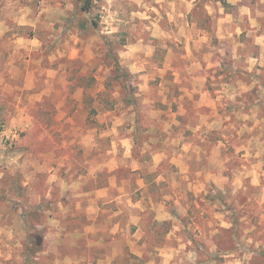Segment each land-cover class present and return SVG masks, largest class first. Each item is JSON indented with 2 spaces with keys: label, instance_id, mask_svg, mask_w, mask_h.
Listing matches in <instances>:
<instances>
[{
  "label": "rangeland",
  "instance_id": "1",
  "mask_svg": "<svg viewBox=\"0 0 264 264\" xmlns=\"http://www.w3.org/2000/svg\"><path fill=\"white\" fill-rule=\"evenodd\" d=\"M83 1L0 0V264H264V0Z\"/></svg>",
  "mask_w": 264,
  "mask_h": 264
},
{
  "label": "crops",
  "instance_id": "2",
  "mask_svg": "<svg viewBox=\"0 0 264 264\" xmlns=\"http://www.w3.org/2000/svg\"><path fill=\"white\" fill-rule=\"evenodd\" d=\"M236 4H239V3L237 2ZM241 7L244 8V6H241ZM219 19H220V20H224L225 22H227L228 19H229V15L224 14V16H220ZM5 32H6V31H0L1 39H2V36H4ZM257 34H259V33H257ZM259 37H262L261 40H263V42L261 41L260 44H261L262 46H264V36H263V34H261V35L259 34ZM263 49H264V48H263ZM208 63H209V62H208ZM190 79H191V80H195V82H197V83L200 84V78H199V77H194V76H192V77H190ZM195 89H196V88H195ZM195 89L192 90L191 93H189V95H190V94H199V98H206V96H208V97L211 98V96H212V94H211L209 91H202V90H200V91H196ZM186 94H188V93H186ZM102 190H103V189L98 188V189L95 191V193L98 194L99 196H103Z\"/></svg>",
  "mask_w": 264,
  "mask_h": 264
},
{
  "label": "trees",
  "instance_id": "3",
  "mask_svg": "<svg viewBox=\"0 0 264 264\" xmlns=\"http://www.w3.org/2000/svg\"><path fill=\"white\" fill-rule=\"evenodd\" d=\"M224 2H225V1H223V3H224ZM224 4H225V3H224ZM91 6H92L91 0H84L83 3H82V6H81V10H82L83 12H89L90 9H91ZM35 244H36L37 246H39V244H41V238H40V237H38V238L36 239ZM26 260H27V262H29V261H30V258L27 257Z\"/></svg>",
  "mask_w": 264,
  "mask_h": 264
}]
</instances>
